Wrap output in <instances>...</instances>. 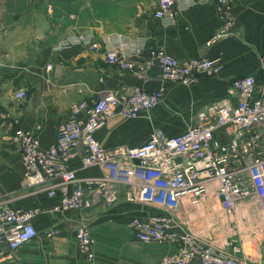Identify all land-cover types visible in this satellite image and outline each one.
<instances>
[{"label": "crops", "instance_id": "obj_1", "mask_svg": "<svg viewBox=\"0 0 264 264\" xmlns=\"http://www.w3.org/2000/svg\"><path fill=\"white\" fill-rule=\"evenodd\" d=\"M157 7L158 0H0V202L22 209L45 208L34 220L38 237L4 253L0 264H158L165 255L178 251L173 243L140 241L131 221L166 215L174 220L176 230L188 229L196 210L182 217L129 201L124 186L118 188V200L107 205L103 193L110 186L106 169L84 167L76 156L71 167L94 204L60 212L57 198L24 184L22 148L12 140L15 129L21 127L37 134L41 146L48 148L73 105L93 101L105 90L164 89L163 99L149 112L137 118L113 116L96 133L106 149L139 146L156 127L178 135L199 122L202 112L210 114L209 108L227 96L233 78L254 74L262 81L264 0H235L233 26L224 35L219 33L224 21L214 0H199L187 7L184 0H176L172 26L154 16ZM88 33L95 35L97 48L82 44L55 48L69 36ZM119 43L164 49L178 58L218 57L223 68L190 86L165 79L157 65L149 66L140 77L107 63V50ZM22 90L26 96L16 97ZM215 136L228 141L231 134L219 129ZM217 205L218 198L211 196L204 202V212L210 214L211 206ZM260 209L251 196L245 214L238 210L231 217L220 218L219 212L210 215L211 231L206 237L231 251L248 231L261 229ZM83 224L90 227L94 240L92 261L78 249L76 229ZM263 255L261 248L259 257Z\"/></svg>", "mask_w": 264, "mask_h": 264}, {"label": "built area", "instance_id": "obj_2", "mask_svg": "<svg viewBox=\"0 0 264 264\" xmlns=\"http://www.w3.org/2000/svg\"><path fill=\"white\" fill-rule=\"evenodd\" d=\"M184 1L185 7L199 2ZM175 2L158 0L154 16L168 26L174 25ZM214 2L224 21L219 33L227 34L233 26L231 8L235 0ZM77 44L94 49L99 42L93 33L72 35L55 48ZM106 61L140 77L146 75L149 66L157 65L165 79L189 86L202 76L217 75L223 68L218 57L178 58L164 49L130 48L125 43L107 50ZM25 96L24 90L16 94L18 98ZM163 97L164 89L102 91L97 99L72 106L58 127L55 143L48 148L41 146L33 131L16 128L12 140L22 148L24 184L44 189L50 197L57 198L56 209L60 212L91 207L93 199L87 196L83 182L71 167L72 159L79 156L84 167L99 165L106 169L110 186L103 193L107 205L118 200V188L124 186L129 201L150 204L182 217L191 209L197 211L188 229L176 230L174 220L166 215L131 221L140 241L178 246L177 252L165 255L158 264H192L195 260L200 264H259L261 245L256 239L249 242L244 236L239 245L228 251L206 235L211 231L210 215L219 212L221 218L231 217L238 210L243 213L251 196L264 213V77L261 82L254 74L233 78L227 96L209 108L210 114L202 112L199 122L178 135L156 127L139 146L106 149L101 145L96 133L111 117L137 118ZM219 129L231 134L228 141L215 136ZM211 196L218 198V205L211 206L207 215L204 202ZM44 211L39 205L22 209L0 202V259L4 253H12L38 237L34 220ZM76 240L81 255L92 261L94 240L88 225L76 229Z\"/></svg>", "mask_w": 264, "mask_h": 264}, {"label": "rangeland", "instance_id": "obj_3", "mask_svg": "<svg viewBox=\"0 0 264 264\" xmlns=\"http://www.w3.org/2000/svg\"><path fill=\"white\" fill-rule=\"evenodd\" d=\"M240 212V211H239ZM241 213V215H242V211L240 212ZM246 213V211H244L243 212V214H245ZM260 215H261V229L260 230H258L257 231V229H256V233L257 234H255V233H250L249 231L245 234V239H246V241H254V239H256L257 240V245L258 246H260L261 245V248H263V254H264V213H263V211H262V209H260ZM258 237H257V236ZM13 258H17L16 257V255H13ZM257 262L258 263H262V262H264V255L263 256H260V257H258V259H257ZM1 264H3V262L1 263Z\"/></svg>", "mask_w": 264, "mask_h": 264}]
</instances>
